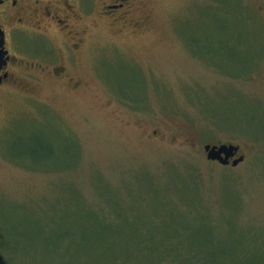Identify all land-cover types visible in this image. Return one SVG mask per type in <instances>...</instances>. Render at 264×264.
Segmentation results:
<instances>
[{
  "label": "rangeland",
  "instance_id": "rangeland-1",
  "mask_svg": "<svg viewBox=\"0 0 264 264\" xmlns=\"http://www.w3.org/2000/svg\"><path fill=\"white\" fill-rule=\"evenodd\" d=\"M58 1L0 88V264L264 252V0Z\"/></svg>",
  "mask_w": 264,
  "mask_h": 264
},
{
  "label": "flooded vegetation",
  "instance_id": "flooded-vegetation-1",
  "mask_svg": "<svg viewBox=\"0 0 264 264\" xmlns=\"http://www.w3.org/2000/svg\"><path fill=\"white\" fill-rule=\"evenodd\" d=\"M128 0H108L105 6L106 13L120 15ZM58 0H0V56L4 55L2 66L0 67V88L7 83L14 81L17 71L24 65H28L29 70H45L43 65H30L13 51H25L29 53L23 43L26 39H40L41 30L44 26H56L58 29L70 30L72 24L70 19L74 18L72 10L67 11L65 17L59 16ZM25 66V67H26ZM24 67V68H25ZM11 70V71H10ZM52 72L64 74L65 66L60 69L53 68Z\"/></svg>",
  "mask_w": 264,
  "mask_h": 264
},
{
  "label": "trees",
  "instance_id": "trees-1",
  "mask_svg": "<svg viewBox=\"0 0 264 264\" xmlns=\"http://www.w3.org/2000/svg\"><path fill=\"white\" fill-rule=\"evenodd\" d=\"M205 234L201 233V236ZM243 238V237H242ZM251 239L239 245V251L234 253L231 249H223L219 252H208L204 254L195 255L198 260H204L208 264H264V252H250L246 251L245 247H250ZM171 262L167 258L160 259L159 263ZM228 261V263H226ZM189 264H192L191 262Z\"/></svg>",
  "mask_w": 264,
  "mask_h": 264
},
{
  "label": "water",
  "instance_id": "water-1",
  "mask_svg": "<svg viewBox=\"0 0 264 264\" xmlns=\"http://www.w3.org/2000/svg\"><path fill=\"white\" fill-rule=\"evenodd\" d=\"M4 55L0 56V67L2 66V60ZM204 150L207 153V158L213 161H219L223 165H229L232 163L233 166H237L244 160V156H239L238 158H234L239 150L240 147L233 144H219V145H212L206 144L204 146ZM232 159V160H231Z\"/></svg>",
  "mask_w": 264,
  "mask_h": 264
}]
</instances>
